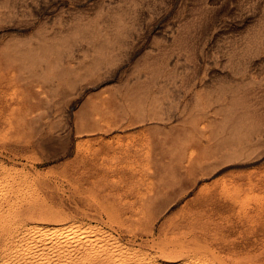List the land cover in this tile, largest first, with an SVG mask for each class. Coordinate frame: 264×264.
I'll use <instances>...</instances> for the list:
<instances>
[{"label":"rangeland","instance_id":"374dc122","mask_svg":"<svg viewBox=\"0 0 264 264\" xmlns=\"http://www.w3.org/2000/svg\"><path fill=\"white\" fill-rule=\"evenodd\" d=\"M0 178L1 262L264 264V0H0Z\"/></svg>","mask_w":264,"mask_h":264},{"label":"bare ground","instance_id":"6f19581e","mask_svg":"<svg viewBox=\"0 0 264 264\" xmlns=\"http://www.w3.org/2000/svg\"><path fill=\"white\" fill-rule=\"evenodd\" d=\"M1 180V178H0ZM3 180V179H2ZM1 180V181H2ZM6 181V180H5ZM10 181V180H9ZM3 183V182H0V184ZM5 183V182H4ZM6 184V183H5ZM9 184V182H8ZM2 187V186H1ZM5 187V186H4ZM12 193V192H11ZM13 195V194H12ZM15 196V195H14ZM3 197V196H2ZM1 198V197H0ZM5 198V197H4ZM16 198V197H15ZM3 199V198H2ZM7 199V198H6ZM10 199V198H9ZM4 201V200H3ZM14 201V200H12ZM5 202V201H4ZM12 203V202H11ZM15 204V203H14ZM8 205V204H7ZM4 206V205H3ZM13 206V205H12ZM9 208V207H8ZM11 209V208H10ZM12 210H15V209H12ZM17 210V209H16ZM12 212V211H11ZM14 215V214H13ZM17 217V216H15ZM1 218V217H0ZM13 220V219H12ZM11 220V221H12ZM13 222V221H12ZM20 224V223H19ZM18 224V225H19ZM31 224V223H30ZM68 224V223H67ZM73 224V223H72ZM63 225V224H62ZM82 225V224H81ZM61 226V225H60ZM10 227V226H9ZM18 227V226H17ZM22 227V226H20ZM19 227V228H20ZM64 227V226H63ZM54 228V227H51V226H42V225H31V226H26L24 225L23 226V229L22 231L24 232L23 233V236H22V240L21 241V247L19 245L20 248H22L21 250H23L21 253H26L29 251V253L32 251H35V257L32 259H30L29 261H26V262H29L27 264H47V263H50V262H47L48 260H51V256L54 255L56 256L55 259V263L54 264H114L115 260H114V252L112 253V249L109 247L108 250L110 249V253H111V256L108 252L106 251H103L105 253H102L100 252V250L104 249V243L102 241H100L99 239L95 238V239H88V238H82L81 240L78 241V243L74 244L73 241H70V238L72 237V232H76L75 227H73L72 225L70 226V228H68L69 230H66L64 228ZM68 227V225H67ZM66 228V227H65ZM80 228V227H79ZM18 229V228H17ZM21 230V229H20ZM98 232H101V231H98ZM2 233V232H1ZM11 233V232H10ZM84 233V232H83ZM89 233V232H87ZM82 234V233H80ZM78 235V234H77ZM83 235V234H82ZM107 235V234H106ZM11 236V235H10ZM19 236H21L19 234ZM75 236V234H74ZM73 236V237H74ZM88 236V235H87ZM93 236V235H92ZM105 236V234H104ZM112 236V235H110ZM13 237V236H12ZM72 237V238H73ZM83 237V236H82ZM97 237V236H96ZM101 237V236H100ZM106 237V236H105ZM113 237V236H112ZM71 238V239H72ZM111 238V237H110ZM75 239V238H74ZM79 239V237H78ZM103 239V238H101ZM108 239V238H107ZM12 240V239H11ZM10 240V241H11ZM17 241V240H16ZM114 241H117L116 238ZM16 243V242H15ZM14 243V244H15ZM106 243V242H105ZM120 243V242H118ZM12 244V243H11ZM107 244H108V241H107ZM114 244V243H113ZM16 245V244H15ZM117 245V244H116ZM3 246V245H1ZM114 246V245H113ZM121 246V245H120ZM18 247V248H19ZM105 247H106V244H105ZM112 247V246H111ZM16 248V247H15ZM14 248V250H15ZM18 248H17V252L18 251ZM5 249V248H4ZM106 249V248H105ZM104 249V250H105ZM117 249V248H116ZM120 249V248H119ZM136 249V248H135ZM118 250V249H117ZM125 250V249H124ZM128 250V249H127ZM16 251V250H15ZM75 251V255L76 257L74 256V254H72L73 252ZM147 251V250H146ZM6 252V251H5ZM11 252V251H10ZM31 252V253H32ZM100 252L99 256L97 257V254ZM127 252V251H126ZM138 252V251H137ZM141 252H144V251H141ZM165 252V255H166V258L165 259H159L156 255H149V252H148V255H145L143 253L142 257H140L139 260H143L142 263L143 264H188V262H181V263H172L171 261H173L174 259V254L175 252H168V251H164ZM8 253V252H7ZM13 253V252H12ZM15 253V252H14ZM13 253V254H14ZM77 253V254H76ZM109 255H108V254ZM128 253V252H127ZM135 253V252H133ZM172 253H173V256H172ZM5 254V253H4ZM9 254V253H8ZM7 254V255H8ZM17 254V253H16ZM115 254H120V253H116ZM142 254V253H141ZM147 254V253H146ZM21 255V254H19ZM24 255V254H23ZM31 254H29V257H30ZM129 255V254H127ZM137 255V253H136ZM10 256V255H8ZM15 256H18L15 255ZM25 256V255H24ZM23 256V257H24ZM27 256V254H26ZM25 256V260L28 259V257L26 258ZM53 256V257H54ZM75 258H74V257ZM116 256H119V255H116ZM115 256V257H116ZM122 256V255H120ZM132 256V255H131ZM140 256V255H138ZM145 256V257H144ZM178 256V255H177ZM7 257V256H6ZM52 257V258H53ZM132 257H135L132 256ZM137 257V256H136ZM183 257V254L180 252V255L178 256V258H182ZM9 258V257H8ZM100 258V259H99ZM119 258V257H118ZM122 258H124L123 260L125 261V257L122 256ZM129 258V257H128ZM142 258V259H141ZM7 259V258H6ZM19 259V258H18ZM21 259V258H20ZM75 259V260H74ZM120 259V258H119ZM2 260V259H1ZM117 260V259H116ZM123 260H121L123 262ZM134 260L136 261V259L134 258ZM138 260V261H139ZM181 260V259H180ZM186 260V259H185ZM9 261V260H8ZM16 261V260H15ZM18 261V260H17ZM16 261V262H17ZM52 261V260H51ZM73 261L75 263H73ZM129 261V260H128ZM175 261V260H174ZM189 261V260H188ZM14 262V261H13ZM118 262V261H117ZM24 263V261H23ZM121 263V262H120ZM119 263V264H120ZM135 263V262H134ZM199 263V262H198ZM0 264H10L8 262H6V260H2V262L0 261ZM13 264V263H12ZM14 264H22L20 262L18 263H14ZM25 264V263H24ZM53 264V262H52ZM127 264V262H126Z\"/></svg>","mask_w":264,"mask_h":264}]
</instances>
